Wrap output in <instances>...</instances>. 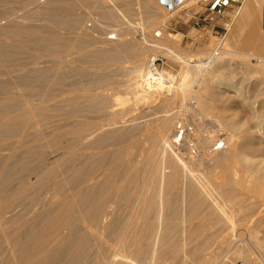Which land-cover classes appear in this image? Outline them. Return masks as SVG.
I'll return each instance as SVG.
<instances>
[{
    "label": "bare ground",
    "instance_id": "1",
    "mask_svg": "<svg viewBox=\"0 0 264 264\" xmlns=\"http://www.w3.org/2000/svg\"><path fill=\"white\" fill-rule=\"evenodd\" d=\"M44 2L0 0V19L7 17L6 26L0 20V65L15 53L32 54L27 65L18 69L20 76L10 83L19 94L4 97L1 95L6 92L0 91V143L28 128L33 130L40 119L48 120L50 114L54 118L69 117L65 110L76 103H80L82 115L77 118L71 113L61 124L50 123L30 142L0 156V188L18 181L9 197L0 198V245L6 248L5 264H48L59 256L63 264H264V242L260 238L264 205L251 201L249 195L264 197L258 185L264 184V116L260 112L264 107L257 110L255 100L244 95L247 90L241 85L245 77L236 81L235 75H226L233 57L235 63L241 58L238 67L247 71L251 66L247 60L252 58L264 66V54L243 49L220 54L206 48L200 49L199 60L193 63L188 51L181 49V40L166 33L171 15L161 11L152 0ZM89 2L92 7L87 6ZM135 4L139 6L136 14L132 9ZM14 6L23 10L33 6L34 10L21 17ZM80 11H86L87 16L98 14L99 21H107L106 27L99 25V21L91 29L83 27L85 17L81 19ZM130 13L147 28L148 42L145 38L146 43L131 38L135 30L132 26L115 31L117 35L112 38L103 33L111 26L126 25L125 17ZM33 21L46 22L47 26L35 28L29 25ZM69 27L72 32L62 33ZM146 31L142 30V34ZM33 42L40 46L29 50L28 44ZM162 48L171 59L184 64L183 71L195 72L193 90L184 93L186 88H179L184 90L181 97L174 95V76L156 68L157 56L151 53ZM85 51L95 61V66L88 70L89 76L97 79L94 84L101 89L87 90L84 86L88 83L81 81L53 94L49 90L44 94L46 100L37 104L29 92L30 95L24 94L26 89L37 86L40 77L49 78L50 89L72 73H80L79 57ZM42 52H52L46 63L41 62ZM126 59L132 62L130 78L126 87L116 85L123 86L132 97L134 103L129 109L139 101H145L147 106L149 101L161 104L159 110L145 113L139 111L141 105L137 112L142 115L130 116L129 120H125L126 112L112 110L116 95H110L108 88L114 85L113 79L102 74L112 67L123 70ZM8 86L1 87L7 91ZM240 101L248 117L239 118ZM178 102L179 112L175 111ZM46 103L49 105L45 106ZM192 109L199 113L195 115V129H188L189 125L180 124L178 119ZM90 111L105 112L107 118L99 120L90 116ZM149 116L161 120L155 123L147 119ZM206 120L220 127L227 144L221 143L222 147L215 149L220 143L204 131ZM137 131L140 132L135 135ZM125 140L131 141V145L123 146ZM183 142L221 169L220 182L216 181L218 177L215 180L194 174L199 162L193 160L191 149L187 154L182 152ZM39 153L56 158L52 162L49 158V162L40 159L42 162L38 160ZM67 157L77 158L79 167L69 169ZM11 163H15V168L10 167ZM34 165L39 166L34 173L36 181L28 180L32 182L28 185L21 172ZM54 169L61 171V175L58 173L60 176L51 182L45 175ZM248 183L254 187L250 188ZM48 186L59 190L44 205V213L32 216L27 227L20 226L15 217L3 218L18 199L27 197L29 190L39 194ZM75 226L79 229L76 232ZM54 244L62 246L59 252L52 249ZM255 248L260 250L259 256H254Z\"/></svg>",
    "mask_w": 264,
    "mask_h": 264
},
{
    "label": "rangeland",
    "instance_id": "2",
    "mask_svg": "<svg viewBox=\"0 0 264 264\" xmlns=\"http://www.w3.org/2000/svg\"><path fill=\"white\" fill-rule=\"evenodd\" d=\"M42 1L44 2V1H47V0H41V1L39 0L40 3H43ZM244 1L245 0H243V3H244ZM130 2H132V1H130ZM89 3L87 4V6L88 7H92V3L91 2H89ZM185 7L186 8H184L180 13H178V14H176L174 16H172V15L170 16L169 15L170 19H169V22L167 23L166 33H167L168 36H171L172 38H177V39L179 38L178 40H181V43H180L181 49L184 50V51H188L189 56L192 57V59H190V60L193 63H197L198 62L199 56H197V53L200 51V49L203 50V49L209 48V49L212 50V52L213 51H217V53H220V54L222 52L229 53V52L233 51L235 53H238L240 51L239 49H236L234 47H238L239 43L246 38L247 33H245V32L244 33H239L235 37L234 42H233V47H227V45H226L227 44L226 43L227 42L226 38H227V35L229 33L228 25L232 22L233 17L237 13V10H238L239 6H235V7L229 8L227 10L226 18L215 16L214 17V22H211V19L213 17H210V19L208 20L207 19V14L204 13V11L206 9L205 0H196L193 3H190V4L186 5ZM14 8H16V9L18 8V15L21 14V15H19L21 17L24 16L25 14L27 15L28 12L31 13L34 10L33 6H31L28 10L19 9L20 8L19 6H14ZM132 9L134 10L133 13L136 14L137 11L139 10V6L135 4ZM161 11H163V10H161ZM79 13H81L80 17L83 16V17H81V19H83L85 17L84 18L85 20L83 19V27L87 26L88 29H91L93 26H95V22L96 21L98 22L99 19H100V16L98 14H96V13L94 15H92V16H90V15L87 16L86 15L87 14L86 11L85 12L84 11H82V12L80 11ZM133 13L132 14L130 13V14H128V16L125 17L126 18V22H127L126 25H121V26H116V27L115 26H111V27L108 28L110 31L107 30V31H105L103 33L107 34V37L109 36V38H111L112 36L114 37V36L117 35L115 33V31H118V30H120L122 28H129L130 26H132L133 28H135L136 31L135 30L133 31V33L131 34V36H132L131 38H133L135 40H138V41L140 40L142 42L145 41V39H146V42H148V40H149V36H148V33H147L148 30L147 31L145 30L147 28H145V25H143V23H141V21H140L141 19L140 18H134V17H137V16H132ZM197 13L199 14V17H200V19H199L200 20V25L195 26V14H197ZM1 18H4V20H5V22H3L4 20L2 21V19H0L1 22H2L1 24L7 23V17L6 16H2ZM101 21H103V22H101ZM99 22H100L99 25L101 24L103 27H106V26H104V24L107 25L106 24L107 21L101 19ZM4 25L6 26V24H4ZM29 25H32L35 28H45L47 26L46 22H42V21H33ZM112 29H114V30H112ZM261 29L264 31V17H263V20L261 22ZM142 30L146 31V32H143V34H142ZM69 32H72V29L70 27H69V29L67 31H64L62 33H69ZM144 34H147V35H144ZM104 36L106 37V35H104ZM143 36H145V37H143ZM228 37H229V35H228ZM143 38H145V39H143ZM113 41H114V39H113ZM146 42H143V43H146ZM28 46H27L28 49L32 50V49H35L37 46H40V44H39V42L38 43L37 42H33V43H29ZM223 48H225V50ZM162 50H163V52H162ZM52 52H48V53L47 52H42L41 62L46 63L49 60V55ZM54 52H56V51H54ZM164 52H165V48L164 49L162 48V49H158V51L156 50V52L151 53V54H155L157 56L156 68H157V70L160 73L166 72V73H169L170 75L174 76L175 82H176V83L174 82V86H175L174 88L176 89V90L174 89V95L175 96L177 95V96L181 97V95H182L181 93L184 91V90L181 91L182 90L181 88H183V87L186 88L185 89L186 91H184V93L185 92L189 93L191 90H193L192 89V83L194 81V77H192V76H194L195 72L189 71V70H184L183 71L184 64L181 63L178 60L173 59V58L171 59L170 56L167 54V52H165V53ZM17 56H19V57H17ZM80 57H79V59H81V64H82V71L80 70L81 71V72L79 71L80 73H76V72L72 73L69 77H65L64 81L62 79L61 82L58 83V85L53 86L50 89L48 87V79L49 78L47 76L40 77L41 79H39V83L37 84V86H35L34 89H32L33 87L32 88L30 87V88L26 89L28 91H24L25 92L24 94L25 95H30L31 94V97H30L31 100L33 101V103L37 104L42 99L46 100V97H45L44 94H47L49 92V90H50L49 93L53 94L56 90L57 91L58 90H64V88H66V89L69 88L70 89V86L72 84H74V83H76V84H79V83H82V82L88 83V85L84 86V88L87 89V90L88 89L90 90V88L92 90L101 89L100 86H96V84H94L97 81V79L94 76H89L90 71H88V70H90V67L95 66V64H93V63H95V61H93L92 59H90L88 57L87 51H85ZM30 58H32V54L30 53V51L27 52L26 54H22V55L21 54L19 55L18 53H15L12 56H10V57L5 59L6 61L8 59V62L4 61L3 63H1V65H0V68H1L0 69V75H2V76H0L1 77L0 80H2V81H0V88H1L0 91L3 92V93L6 92V95H7L6 96V95L3 94L1 96H4V97H8V96L9 97H13L14 96L15 97V96H17V94H19L18 90L11 89L12 84H10V83L12 81L16 80L17 75H18V77L20 76V73L18 72V69L20 68V66L27 65V62L30 61ZM233 59H235V58L233 57ZM233 59L229 60L230 64H232V65L229 66V68L227 69L226 75L227 76H231V77H233V75H235L234 79L236 81L241 80V79H243L245 77V83L243 85H241V86H244V87H241V88L244 89L245 91L247 90V91H250V92L246 91L247 93L245 92L244 95L249 94L246 97L255 100L254 103H256V105L258 104L257 105V110L260 111L261 108L264 107V101H263L264 100V69H263L264 66L260 65V64H257V60L252 58V59L247 60V62L249 63V66L250 65L251 66L247 69V71H245L246 69L245 70H241L238 67L239 63L242 62V59L241 58H237L236 63H235V61H232ZM126 60H127V62L124 64L123 70H117L114 67H112L110 71H108V72L104 71V72H102V74H104L106 77L109 76L110 80L113 79L112 83L114 85L111 86L110 88H108L110 95H113V94L116 95V98H115L116 101L113 102V106L114 107L112 108V110L113 111L117 110L116 112H122V111L124 113L126 112L125 116L127 115L128 118L126 116L125 120L126 119L129 120V119H131L133 117V115L137 116V117L142 115V112H141V114H140V112H137L138 111L137 107L140 108V106L142 105L141 106L142 108H140L139 111H143V113H145V112H148V111L150 112L151 110H159L161 104L159 102H156V103L154 102V104H153L152 101H149L148 105H150V106H147V104L145 105V101H143V102L139 101L138 104H140V105L137 104L136 107L135 106L132 107L134 109L135 108H137V109H135V110L132 109V108L129 109L130 106H133L134 101L132 100V97L130 96L129 92L127 90H125L124 87H126L127 82H128V80L130 78L129 73H130V70L132 69V62L129 59H126ZM44 63L41 64L42 67L44 66ZM251 70H253V71H251ZM3 74H4V76H3ZM117 83L123 84L124 87L123 86L119 87L118 85H116ZM182 83H183V85H182ZM185 83H186V86H185ZM252 83H254V86H253ZM7 85H9L8 86L9 90L4 91L5 89H3V87H1V86H7ZM79 87L82 88V86H79ZM35 88H36V90H35ZM179 88L181 89L180 91L178 90ZM37 90L39 91L40 94L38 92H34V91H37ZM81 90H84V89L82 88ZM7 92H10V93L7 94ZM27 92H29L30 94L27 93ZM257 93H259V94L257 95ZM255 96H257L256 97L257 99H254ZM37 98H39V100ZM253 100H252V102H253ZM239 103H240L239 105H241V106L243 105V104H241V101ZM151 104H152V106H151ZM180 104L181 103L178 102L175 105L176 109H178L180 107ZM47 105H49V104L46 103L45 106H47ZM80 106H81L80 103H76V104L72 105L71 107L67 108L65 110V112L67 114L70 113V115H72L74 113L73 114L74 116L76 114L75 117L80 116V115H82ZM241 106H240V108H238L239 118L248 117L249 113L246 111V109L244 110V106H242L243 108ZM130 111H131L132 114L130 113ZM175 111L179 112L180 110L178 109V110H175ZM260 112L264 116V110L260 111ZM91 113H93V112L90 111L88 114L90 116H92V117H96L99 120H101V119L104 120V119L107 118L105 112L102 113V112H95L94 111L93 114H91ZM127 113H129V114H127ZM198 113H199V110L192 109L189 113H186L182 117H179L178 122H180V124L181 123L182 124L186 123L187 126L189 125L188 129H195V127H196L195 125L197 123V122H195V121H197L195 115H197ZM63 114H64V112H63ZM53 115L54 114H50L49 115L50 117L48 116V118H49L48 120L40 119V121H39V119H38L39 124L37 126H35V128L33 130L28 128V129L25 130V132L23 134H18V135L14 136V137H12V138H10L8 140L2 141L0 143L1 144L0 145V147H1L0 156L11 154V153L14 152V149L16 147H20L21 145H24L25 143L30 142L31 140H33L34 136L38 134V132L40 133L41 131H44V129H47V126L50 123H52V125H55V124H58L60 122V124H61V123L65 122V120H68L71 117L69 115V117H65L64 116L62 118H60V117L54 118ZM130 116H131V118H130ZM57 118H59V119H57ZM147 119H149L151 121H154V122L157 121L155 123H158V121L161 120V118L157 117V116H149ZM71 120H74V119H71ZM179 126H181V125H179ZM36 127H38V128H36ZM203 127H204V131L206 132V134L209 137H211L212 140L215 139V142L218 141L220 143L215 149H217L218 147H222V145L226 143V142H223L226 139V137L221 132L220 127L218 125L214 124L210 120H206L204 122ZM139 132L140 131H137L135 133V135H137V133H139ZM20 135H21V137H19ZM28 138H29V140H27ZM128 141L125 140L124 143H123V146L131 145V141H129V142ZM187 142H183L181 144L182 145L181 146V150H182L183 153L187 154L189 152V150L191 149L190 152H191V156L193 157V160L196 163L199 162L198 166L195 168V173L194 174L199 176V177H204V175H207L208 177L211 176V178H213L215 180L218 177L216 181L220 182L218 180H219V177H220V174H221L220 173L221 169L217 168L215 163L212 162V160L209 157L205 158V160H204L203 159L204 157H202L203 155L200 154L198 152V150H195L193 148H189L190 146L188 145ZM221 143H223V144H221ZM29 146H30V144H29ZM226 147H227V145H226ZM133 151H134L135 154L138 152L137 150H133ZM48 156L49 155L47 153L46 154L45 153L44 154L43 153L42 154L39 153L37 157L39 158L38 160L43 159L44 162H46V161L49 162V160H47L48 158L50 159V162L54 161L53 159L56 158V156L53 157V158H50ZM40 157H43V158H40ZM68 158L69 157L66 158V163L68 164L66 166L67 167L70 166L69 169H74V167L75 168L79 167V161H78L77 158H75V157H73V158L70 157L69 159ZM261 158H262L261 160L263 161L264 160V156H262ZM196 159H197V161H196ZM40 161H42V160H40ZM75 165H77V166H75ZM10 167L11 168L12 167L15 168V163H13V164L11 163ZM38 167H39L38 165H34V166L28 167L27 169H25V171L23 170L21 172V174L23 176L20 174L24 178V179L22 178V180L25 181L26 183H27L28 180H31L32 182H34V179H35V181H36L34 173L38 170ZM59 172H61V171L57 172V170L54 169V171L52 173L46 174L45 177H47L46 178L47 180L50 179L49 181L52 182L54 180L55 176H58L60 174ZM216 173L219 174V175H217ZM30 175H31V178L28 179V176H30ZM32 176H34V177H32ZM214 176H215V178H214ZM29 183H28V185H31V183L30 184ZM261 183L262 182H260V184H258V185L261 186L259 188V191L262 193L264 191V189H263L264 188L263 187L264 184L262 183V185H261ZM8 184H7L8 185L7 187H5L6 185H4V186H2L0 188V198L9 197V195H11L13 193V191H15L14 189H16L18 181L17 180H13V181L9 182ZM249 184L250 183H248V185ZM253 185L254 184L251 183L249 185L250 188H253L254 187ZM2 188H3V190H2ZM58 190H59V187L56 188V187H51V186H48L47 188L43 189L41 191V193L39 192V194H36V191L34 189L29 190L32 193V195H30V192L28 191L29 194H27V197L18 199L16 201V203L13 205V207L12 208H8L9 210L6 211L7 213L6 212L4 213V215H3L4 217L3 218L13 219L15 217V219L17 218V221L19 220V225L20 226L23 225L24 227H27L30 224V220H31L30 218L38 216V214L43 211V208H45V206L50 202L51 198L53 199V197H54L53 194H55ZM18 192H20V191H17V193ZM43 192H45V193H43ZM254 194L253 193L249 194L251 196V201H257V203H259V204H261V202H262V204L264 205V202H263L264 201V197H261L258 194L256 195V193H254ZM2 206H4V205H2ZM5 210H7V209H5ZM43 213L44 212H42V214ZM8 215H9V217H8ZM1 224L3 225V220H0V227H1ZM19 225L17 224V226H19ZM76 228L77 227L75 226V232L79 230L78 228L77 229ZM260 238L264 242V230L261 233ZM61 248H62V246L60 247L59 245L54 244L52 249L53 250L55 249L56 252H59V250ZM5 250H6L5 246L0 245V264H5V262H6L7 258H6V255H5ZM254 252H255L254 256L255 255L259 256L261 254L260 250L257 249V248L254 249ZM256 252H258L259 254L256 253ZM4 256H5V258H4ZM57 258H60V259H57ZM54 259L55 258L49 260L48 264H63L64 263L60 256L56 257L55 260Z\"/></svg>",
    "mask_w": 264,
    "mask_h": 264
},
{
    "label": "crops",
    "instance_id": "3",
    "mask_svg": "<svg viewBox=\"0 0 264 264\" xmlns=\"http://www.w3.org/2000/svg\"><path fill=\"white\" fill-rule=\"evenodd\" d=\"M253 2L254 1L250 2V0L244 1L243 7H242L243 9L242 8L240 9L241 12L240 10H238L235 16L233 17V20L231 22L233 23L232 26L230 25L231 23L228 25V29L230 32L228 33L229 37L227 35L226 39L229 45L233 47V42H234L235 37L239 33L245 32L247 33L246 38L239 43L238 47H234V48L240 49V50L243 49L246 52H249L252 54H259V53L264 54L263 52L264 50L263 49L264 48V39H263L264 31L261 29V22L264 17V3L261 0H257V1L255 0V2L258 3L256 6L255 2L254 3Z\"/></svg>",
    "mask_w": 264,
    "mask_h": 264
},
{
    "label": "built area",
    "instance_id": "4",
    "mask_svg": "<svg viewBox=\"0 0 264 264\" xmlns=\"http://www.w3.org/2000/svg\"><path fill=\"white\" fill-rule=\"evenodd\" d=\"M168 15H176L180 13L186 5L195 2L196 0H152ZM207 19L210 17L211 22H214V17L219 16L226 18L227 10L229 8L239 6L238 10L243 7V0H205ZM237 10V11H238ZM199 14H195V26L200 25ZM112 38V37H111ZM113 40V39H112Z\"/></svg>",
    "mask_w": 264,
    "mask_h": 264
}]
</instances>
